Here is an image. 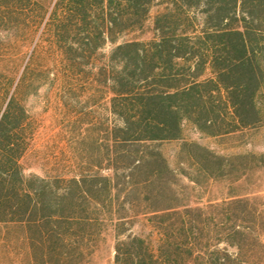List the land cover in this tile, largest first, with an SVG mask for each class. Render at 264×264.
Returning <instances> with one entry per match:
<instances>
[{
	"label": "trees",
	"instance_id": "16d2710c",
	"mask_svg": "<svg viewBox=\"0 0 264 264\" xmlns=\"http://www.w3.org/2000/svg\"><path fill=\"white\" fill-rule=\"evenodd\" d=\"M154 8L152 39L119 42ZM35 22L110 97L111 117L83 140L78 173L27 174L33 56L0 66L1 245L21 243L29 264H94L114 232V264H264V196L248 189L264 153L222 155L187 135L264 126V0H0V33ZM216 184L223 195L205 200ZM141 219L150 231L134 234Z\"/></svg>",
	"mask_w": 264,
	"mask_h": 264
},
{
	"label": "rangeland",
	"instance_id": "374dc122",
	"mask_svg": "<svg viewBox=\"0 0 264 264\" xmlns=\"http://www.w3.org/2000/svg\"><path fill=\"white\" fill-rule=\"evenodd\" d=\"M157 12L158 8L152 10L144 31L128 34L119 42L133 38L152 39L153 18ZM52 41L49 32L41 31L36 22L31 23L24 33H0V66H24L27 56H33L30 69L35 82L29 89L31 94L26 98V105L33 116L35 133L22 159L26 173L72 176L78 173L83 140L95 139L96 133L106 128L107 120L111 117L110 97L97 95L96 86L91 81L76 77L67 67L61 53L53 47ZM114 47V44L107 43L98 52L101 63L106 62ZM187 135L222 155L264 153V126L227 138H207L191 129H188ZM177 146L178 143H173L165 145L164 149L171 154ZM248 189L264 196V169L258 170L250 178ZM224 192L225 186L216 184L203 196L207 200L208 197L221 196ZM149 231L143 219L138 220L132 228L134 234H147ZM11 241L21 240L17 237ZM104 241L94 264H114V232H109ZM1 244L0 237V264H29V255L21 243L18 247Z\"/></svg>",
	"mask_w": 264,
	"mask_h": 264
}]
</instances>
